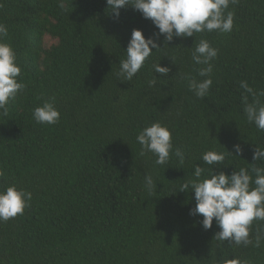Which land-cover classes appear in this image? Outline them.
<instances>
[{
    "label": "trees",
    "instance_id": "obj_1",
    "mask_svg": "<svg viewBox=\"0 0 264 264\" xmlns=\"http://www.w3.org/2000/svg\"><path fill=\"white\" fill-rule=\"evenodd\" d=\"M60 2L0 0L4 40L25 84L7 115L0 111V189L15 184L32 193L23 215L0 221V264H264V221H253L252 244L217 240L215 219L205 229L203 217L191 214L194 191L180 190L197 164L202 178L209 168L229 175L264 168L252 158L257 145L264 148V131L248 122L242 98L253 97L240 87L247 81L264 93V0L230 3L231 32L167 43L160 35L161 48L132 81L117 76L119 62L134 29L156 39L152 20L132 6L117 17L106 0H63V8ZM201 39L218 49L213 84L202 99L181 78L203 79V66L191 57ZM158 63L171 71L155 73ZM259 99L264 103V95ZM45 101L60 111L56 124L33 118ZM154 122L172 131L183 164L171 155L158 165L155 154L142 151L136 137ZM209 150L225 152L224 162L205 164ZM146 176L156 191L147 190Z\"/></svg>",
    "mask_w": 264,
    "mask_h": 264
},
{
    "label": "clouds",
    "instance_id": "obj_2",
    "mask_svg": "<svg viewBox=\"0 0 264 264\" xmlns=\"http://www.w3.org/2000/svg\"><path fill=\"white\" fill-rule=\"evenodd\" d=\"M106 2L117 17L121 8L132 6L140 11L144 18L151 19L158 29L156 39L146 38L140 29L132 31L126 49L127 56L120 60V69L117 73L118 77H122V81H132L151 56L153 49L161 48L157 43L160 35L164 36L167 43L174 37L187 38L205 31L231 32L234 12L229 10V5L236 3V0H106ZM59 6L64 7L63 0ZM7 35L8 28L0 23V111L4 115H7L10 101L25 88L22 79H18L22 69L17 63L16 53L11 44L4 40ZM217 55L218 49L205 39H201L191 53L193 62L203 66L198 70V76L203 79L197 80L188 74L182 75L181 78L188 81L189 89L198 98L207 97L213 84L212 61ZM153 68L155 73L164 75L171 71L169 67L161 66L160 63L155 64ZM148 83L150 87L154 86L156 78ZM240 87L253 97L251 103L248 102V96L242 98L243 111L248 122L254 123L258 130L264 131V103L259 99L264 93L255 92L247 81H241ZM60 115L54 103L49 101H45L33 111V118L38 124H56ZM136 139L142 151L156 155V164H167L171 155L178 157L181 164L184 163L185 153L181 148L174 147L172 131L167 125L154 122L145 126ZM234 148L236 154L242 151L239 144ZM228 152L234 154L232 151ZM225 155V152L209 150L202 154L201 159L207 165H216L224 162ZM252 158L254 161H264V148L257 145ZM207 171L208 175L202 178L205 169L197 164L194 168V178L180 186L181 191L189 188L194 191L196 207L191 210V214L203 217L202 225L205 229H210L215 219L220 228L215 234L217 240L245 246L252 244L250 228L253 221H264V168L253 166L249 171L241 167L230 175L224 171L217 173L211 168ZM252 173L255 174V178ZM3 175L4 172L0 169V177ZM145 184L149 192L156 191L157 185H154L151 176L145 177ZM31 199V192L18 188L15 184L0 189V221H8L23 215L25 208L30 206ZM260 242L261 237L258 235L254 246L259 247Z\"/></svg>",
    "mask_w": 264,
    "mask_h": 264
},
{
    "label": "rangeland",
    "instance_id": "obj_3",
    "mask_svg": "<svg viewBox=\"0 0 264 264\" xmlns=\"http://www.w3.org/2000/svg\"><path fill=\"white\" fill-rule=\"evenodd\" d=\"M53 42H54L53 39H51V38H50V39H49V38L47 39V43H48V44H51V43H53Z\"/></svg>",
    "mask_w": 264,
    "mask_h": 264
}]
</instances>
